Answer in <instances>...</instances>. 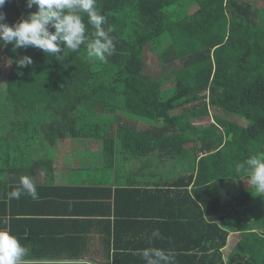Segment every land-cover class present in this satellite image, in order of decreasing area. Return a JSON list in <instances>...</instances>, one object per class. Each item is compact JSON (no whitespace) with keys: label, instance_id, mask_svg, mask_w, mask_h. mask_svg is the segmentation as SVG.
Listing matches in <instances>:
<instances>
[{"label":"trees","instance_id":"trees-1","mask_svg":"<svg viewBox=\"0 0 264 264\" xmlns=\"http://www.w3.org/2000/svg\"><path fill=\"white\" fill-rule=\"evenodd\" d=\"M25 4L4 5L9 25L36 11ZM96 8L115 44L106 62L90 58L86 44L57 58L31 46L16 52L11 44L0 47L7 60H33L22 69L10 65L0 94V170L82 157L83 167L109 168L120 166L119 153L130 164L142 163L148 184L143 169L151 160L142 158L190 162L191 173L155 178L153 188L115 190L123 213L117 215L121 234L112 264H144L139 253L147 247L163 249L175 264H264V235L251 228L264 225V196H254L235 171L237 163L264 152V0L261 6L247 0H96ZM80 15L91 41L95 29L86 13ZM150 50L168 85L148 70ZM212 109L242 117L247 126L216 117ZM105 114L114 118L99 119ZM207 117L213 122L199 123ZM138 119L151 125L140 129ZM34 151L55 162L33 160ZM91 155L98 159L87 162ZM134 207L141 209L139 218L129 213ZM135 224L143 226L140 233L122 234ZM156 229L162 238L152 240ZM234 231L242 238L227 255ZM123 236L145 238L135 244ZM80 255L68 254L62 263L27 254L24 261L79 264Z\"/></svg>","mask_w":264,"mask_h":264},{"label":"crops","instance_id":"crops-1","mask_svg":"<svg viewBox=\"0 0 264 264\" xmlns=\"http://www.w3.org/2000/svg\"><path fill=\"white\" fill-rule=\"evenodd\" d=\"M33 156V160L42 157L47 160L43 151H34ZM81 162V158L58 161V165L31 161L19 170L15 164L4 165L0 170V229L16 236L28 254L50 256L45 260L66 263L68 254H81L78 260L112 264L114 240L121 234L117 215L123 213V210L117 212L115 190L129 185H152L153 180L145 183L142 167L134 161L128 166L113 164L109 168L102 163L98 164L100 168L83 167ZM22 176L33 178L38 200L27 195L7 198V193L19 186ZM129 213L139 218L141 209L134 207ZM142 230L141 224H135L133 228H124L122 234L128 231L138 234ZM122 238L136 244L145 236H137V241L132 236ZM24 264L33 263L24 261Z\"/></svg>","mask_w":264,"mask_h":264},{"label":"clouds","instance_id":"clouds-1","mask_svg":"<svg viewBox=\"0 0 264 264\" xmlns=\"http://www.w3.org/2000/svg\"><path fill=\"white\" fill-rule=\"evenodd\" d=\"M8 0H0V47L12 45V51L29 46L42 53L59 57L64 49L73 52L86 44L87 55L101 62L115 51L110 36L111 29L105 31L106 16L98 12L96 0H26V8H36L17 23L9 25L2 11ZM80 13H86L89 23L94 27V39L88 41L86 26ZM15 63L18 68L33 64L30 56L13 61L9 58L6 65ZM235 171L243 174L248 189L254 190V196H264V152L253 155L235 165ZM253 194V192H251ZM27 195L33 200L39 199L35 181L30 176H22L19 186L7 193V198L19 199ZM158 229L153 230L150 239H161ZM28 249L7 229H0V264H24ZM144 264H175L174 256L163 249L147 247L139 253Z\"/></svg>","mask_w":264,"mask_h":264},{"label":"rangeland","instance_id":"rangeland-1","mask_svg":"<svg viewBox=\"0 0 264 264\" xmlns=\"http://www.w3.org/2000/svg\"><path fill=\"white\" fill-rule=\"evenodd\" d=\"M252 2L253 4H257L259 6H261V3L263 2V0H247ZM152 50L149 51V53L147 54V64L149 66V71L152 75L157 76L158 74L161 75V78H164V84L168 85L170 83L169 78L168 77H164L162 70H163V66L161 64H159V61L156 57V53L151 52ZM6 61L7 59L4 57L3 55V50L0 48V94H2V91L5 88V83L8 79V73L10 71V65H6ZM205 93L203 92L202 95H204ZM190 109H192V107H189ZM212 115H215L216 117H219L221 119H228L234 123H237L239 125L242 126H247V121L242 117L239 118L237 116H233L232 114H227L225 112H223L222 110H216V109H212ZM110 119V118H114V116L112 114H105L102 117H100L99 119ZM124 118L128 119L126 116H124ZM143 121H141V119H138V127L140 129H146L148 128L149 125H151L150 123L146 122V123H142ZM213 122V118L212 117H207L204 118L203 120L199 121V123L202 124H209ZM196 123V124H199ZM115 148H117L116 144H115ZM118 148L120 149V145H118ZM33 154V152H32ZM117 160L119 161L118 164L123 167V166H128L130 165V160L126 159L122 154H117ZM32 158L34 159L35 156L31 155ZM43 158V157H42ZM59 159H62L61 156L57 157ZM56 158V160H57ZM82 159H86V157H82ZM97 155H91L89 156V158L86 160L87 162L92 161V160H97ZM142 162L151 160V163H145V168L144 173L147 179L149 180H153L155 178L157 181H159V179L162 180L163 179H170V180H174L177 179L179 177H182L184 175H187L189 173H191V168H189V166L193 167V165L189 162L188 163H181L178 164L176 163V165L173 162H169L167 159L165 158H160L157 155H154L153 157H148L147 159L142 158L141 159ZM49 161L51 164L55 161ZM28 162H30V160L28 159ZM62 162V161H61ZM27 163V162H25ZM54 164L58 165V161H56ZM142 163H137V166H141ZM194 168V167H193ZM263 197V196H262ZM251 228H254L255 232H257L260 235H264V225H260V224H256V223H251ZM241 232L239 231H234L231 233L230 237H229V241H228V245L227 247L224 249V253L225 254H230L234 248V246L236 245L237 242L240 241V239L242 238V235L240 234Z\"/></svg>","mask_w":264,"mask_h":264},{"label":"built area","instance_id":"built-area-1","mask_svg":"<svg viewBox=\"0 0 264 264\" xmlns=\"http://www.w3.org/2000/svg\"><path fill=\"white\" fill-rule=\"evenodd\" d=\"M75 263H79V264H91V263L86 262V261H78V262H75Z\"/></svg>","mask_w":264,"mask_h":264}]
</instances>
